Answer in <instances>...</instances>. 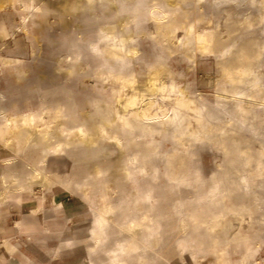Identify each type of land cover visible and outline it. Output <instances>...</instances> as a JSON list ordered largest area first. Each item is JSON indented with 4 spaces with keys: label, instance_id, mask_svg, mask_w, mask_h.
Segmentation results:
<instances>
[{
    "label": "rangeland",
    "instance_id": "rangeland-1",
    "mask_svg": "<svg viewBox=\"0 0 264 264\" xmlns=\"http://www.w3.org/2000/svg\"><path fill=\"white\" fill-rule=\"evenodd\" d=\"M113 1L94 0L89 4L87 0H35L40 9L33 11L37 12L35 15L29 12L24 22L19 1L14 7L9 0H0V26L4 22L6 26L5 32L0 29V121L20 112L58 105L70 108L90 128L89 134L78 135L76 142L66 146L64 151L46 156L40 144L33 140L21 146L13 139L8 142L0 140V180L4 182V175H7L11 187H16L14 179L23 178L35 189L36 196L46 194L41 210L45 205L47 209L60 208L59 213L64 214V204L56 206L53 202L60 203L66 199L65 209L72 216L68 226L80 241L94 220V207L99 201L98 195L93 200L89 198L87 192L90 188L85 182H93L94 193L100 187L105 188L114 203L122 205V209L111 218L110 239L99 250L100 262L109 260L108 250L115 247L123 236L118 223L137 212L136 196L149 189L156 208L165 214L161 247L159 252L153 251L154 264H196L193 256L182 254L178 246V241L188 240L190 231V227L183 229L180 210H184V205L189 202L204 200L213 190L215 181L222 177L230 183L239 181L240 171L226 173L229 158L238 155V148L255 156L248 165H244V155L240 154L239 169H244V173L257 165L256 156L264 150V0H240L239 3L238 0H150V5H155L158 11L189 12L191 18L200 17L195 23V36L202 37L200 44L191 41L185 46L180 39L191 37H185L187 29L178 28L176 36L165 39L148 11L141 13L137 21L126 24L132 3L128 0ZM108 20L116 23L119 34L133 35L128 46H136L138 50L132 61L137 71L136 81L133 85L123 86L122 93L119 91L116 95H112V83L96 74L101 60L88 50V43L99 32L100 24ZM214 34L219 36L218 42L210 49H203L205 37ZM244 43L250 44L255 51L250 54L254 63L250 81L239 84L244 93L241 96L224 89L230 88L231 78L225 75L222 61ZM78 54V59L73 61ZM161 58H166L174 76L169 73L161 78L153 76L152 71ZM238 67L235 65L233 68ZM174 86L176 89L172 94L175 96L195 100L203 98L209 106L218 109L219 119L214 121L224 128V133L221 135L214 131L203 140L191 142L186 136L182 139L175 137L174 126H168L156 134L157 157L152 165L157 167L158 173L156 176H144L131 163L137 147L122 148L115 139L97 130V105L105 107L108 102H119L118 110L126 112L129 99L135 94L138 95L136 107L140 113L149 106L154 118L162 119L172 108L163 88ZM180 87L183 88L181 92ZM239 97L251 102L256 114L254 118L249 116L244 124L233 117V106ZM224 106L228 110H224ZM107 126L111 130L110 125ZM191 127L198 128L197 122L193 121ZM233 129L234 134L231 133ZM222 136L224 142L221 141ZM224 143L232 148L230 155L226 154ZM185 147L196 152L188 158V165L199 171L200 178L195 181L190 176L179 183L170 181L165 174V156L174 149ZM43 155L44 162L36 165L35 161ZM262 157L264 159V155ZM34 167L41 168L42 174L51 177L52 184L41 175L30 177ZM55 185L57 189H51ZM260 192L264 196V186ZM40 216L45 219L46 213ZM237 223L235 221V225ZM197 233L208 240L205 229ZM89 241L92 244L91 239ZM49 244L52 248L60 242ZM255 244V258L259 264H264V229ZM197 254L201 264L215 260L210 248L201 249ZM36 256L44 264H90L87 259L90 254L84 256L78 251L58 252L54 256L37 252ZM133 264L139 263L134 260Z\"/></svg>",
    "mask_w": 264,
    "mask_h": 264
},
{
    "label": "bare ground",
    "instance_id": "bare-ground-1",
    "mask_svg": "<svg viewBox=\"0 0 264 264\" xmlns=\"http://www.w3.org/2000/svg\"><path fill=\"white\" fill-rule=\"evenodd\" d=\"M18 1L24 22H26L29 12L31 15H35L37 12L34 13L33 11L40 9L39 6H36L35 0H9L14 7ZM128 1L132 4L129 8L130 19L126 24L137 21L141 13L148 11L154 18L158 31L165 39L169 36H176L178 28H185L187 29L185 37L189 35L191 37L187 40L181 38L180 43L183 46L190 44L191 41H194L196 45L200 44L202 37L195 36V23L200 17L191 18L189 12L177 14L158 11L155 5H150V0H146L145 3L144 0ZM87 2L92 4L94 0H87ZM107 2L114 3L113 0H107ZM147 6H149L148 9ZM100 25L99 32L88 43V50L90 54L101 60V65L97 67L96 74L99 78L112 83V95H116L119 91L121 92L123 86L133 85L136 81V68L132 61L138 50L136 46H128L134 36L119 34L120 31L114 21H104ZM0 29L2 32L6 31L5 22L1 24ZM218 37L217 34L205 37L202 48H212L218 42ZM252 51H255L254 48L250 44L244 43L222 61L225 75H230L231 78V86L224 88L225 90L244 96L243 91L239 89V84L250 81L249 75L254 65L250 57ZM259 56L260 53L258 52V59ZM78 57L79 54L73 58V61L77 60ZM165 59L161 58L156 62L152 71L155 78H161L166 73L174 76L172 67ZM235 65H239V69L233 68ZM175 89V86L169 89L163 88L166 99L171 102L172 108L162 119H155V114L151 113L152 109L151 112L149 111V106L140 113L141 110L139 111V107L138 109L136 107L138 95L135 94L130 97L129 109L126 112L118 110L119 102L118 104L108 102L105 107L97 105L99 115L97 130L107 134L109 138L115 139L122 148L137 147L138 149L131 157V163L137 172L144 176H156L158 173L157 167L152 165L153 159L157 157L156 134L168 126H174L175 137L182 139L186 136L191 142L203 140L214 131L220 132L221 135L224 133V128L218 126L214 121L219 119L218 109L209 106L203 98L195 100L192 97L189 99L181 95L175 96L172 94ZM179 91H183V88L180 87ZM224 110H228V107L224 106ZM233 111V117L243 124L247 122L249 116L252 118L256 116L254 108H251V102L241 97L237 98ZM193 121L197 122L198 128L191 127ZM108 124L111 130L108 129ZM89 129L84 120L76 117L70 108L64 109L57 105L32 109L28 112H20L5 117L0 121V140L8 142L13 139L19 146L33 140L35 144H40L41 151L45 152L46 156L49 153L64 151L66 146L76 142L78 135L89 134ZM234 132L233 129L231 133L234 134ZM224 139L222 136L221 141L224 142ZM224 148H226L227 155L233 151L230 145H226V143H224ZM238 152V155L229 158L226 173L233 170L240 171L239 181L230 183L226 177H222L215 181L213 190L204 200L197 199L189 202L184 205V210H180L183 229L187 230L190 227V231L188 232V240L178 241V246L182 254H191L196 264H201L197 251L205 248L212 249L215 254V260L210 264H259L255 258L257 252L255 242L264 229V196L260 192V188L264 186V159L262 157L264 150L256 156L257 165L247 169L248 173H244V169H239L240 154L241 156L244 155L242 158L244 165H248L250 159L255 156L242 148H238ZM195 153L190 147H185L182 150L174 149V151L166 154L164 159L165 174L170 181L179 183L190 176L195 181L200 178L199 171L188 165V158ZM45 156L37 159L36 165L44 162ZM100 173L101 171L98 174ZM40 175L52 184V178L47 174H42L39 167H34L29 176L38 177ZM56 176L58 177V175ZM3 183L7 186L6 188L3 187L6 194L16 190L24 196L21 201L35 204L40 209L43 208L42 203L45 196H36L35 189L27 184L23 178H15L13 183L17 186L11 187L8 176L4 175ZM66 183L69 184V181ZM85 183L90 188L87 192L89 198L93 200L97 195L99 197V201L94 207V220L89 223L88 228V237L92 241L89 246L90 256L88 260L90 264H133L134 260L139 264H154L153 251L159 252L161 247V227L165 214L156 208L150 190H145L136 196L134 201L137 212L118 223L120 231L124 232L123 236L117 240L115 247L108 250L109 260L100 262L99 250L110 239L111 218L122 209V205L114 203L105 188L100 187L94 193L92 190L93 182L86 181ZM55 205L61 206L59 202H56ZM215 207L218 209H214ZM235 221H238V225H235ZM200 229H205L208 232V240L197 233ZM192 249L195 250V253L192 252Z\"/></svg>",
    "mask_w": 264,
    "mask_h": 264
},
{
    "label": "crops",
    "instance_id": "crops-1",
    "mask_svg": "<svg viewBox=\"0 0 264 264\" xmlns=\"http://www.w3.org/2000/svg\"><path fill=\"white\" fill-rule=\"evenodd\" d=\"M3 187L7 186L0 180V193L4 194H0V264H44L37 258V252L51 256L58 252L75 251L82 252L84 256L90 254L88 232L82 235L80 241V237L68 226L72 216L65 209L66 199L60 202L64 204V214H60V208L47 209L44 205V210H41L35 204L21 201L24 196L16 190L6 194ZM51 189H57V185ZM44 212L46 217L42 219L40 215ZM53 241H59L61 247L58 244L51 248L49 243Z\"/></svg>",
    "mask_w": 264,
    "mask_h": 264
}]
</instances>
